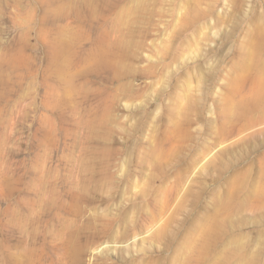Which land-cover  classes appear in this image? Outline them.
I'll return each mask as SVG.
<instances>
[{
    "label": "rangeland",
    "instance_id": "obj_1",
    "mask_svg": "<svg viewBox=\"0 0 264 264\" xmlns=\"http://www.w3.org/2000/svg\"><path fill=\"white\" fill-rule=\"evenodd\" d=\"M14 198L79 264H264V0H0V264Z\"/></svg>",
    "mask_w": 264,
    "mask_h": 264
},
{
    "label": "bare ground",
    "instance_id": "obj_2",
    "mask_svg": "<svg viewBox=\"0 0 264 264\" xmlns=\"http://www.w3.org/2000/svg\"><path fill=\"white\" fill-rule=\"evenodd\" d=\"M19 203L20 201L14 198L11 221H9L12 227L9 232L6 229L9 224L5 220L2 264H63V256L68 258L67 264H79L82 253L75 244L73 236L68 242L64 239L53 242V236L48 233L50 224L59 218L57 212L60 211L61 205L49 206L48 209L31 218L26 228L24 224L26 217L19 216L21 212L19 209L21 203ZM63 250L66 251L62 255Z\"/></svg>",
    "mask_w": 264,
    "mask_h": 264
}]
</instances>
